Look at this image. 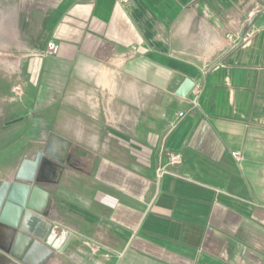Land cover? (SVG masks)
Segmentation results:
<instances>
[{
    "label": "crops",
    "instance_id": "0c3cea01",
    "mask_svg": "<svg viewBox=\"0 0 264 264\" xmlns=\"http://www.w3.org/2000/svg\"><path fill=\"white\" fill-rule=\"evenodd\" d=\"M38 2L21 44L36 152L71 142L44 185L60 245L43 264H264V0Z\"/></svg>",
    "mask_w": 264,
    "mask_h": 264
},
{
    "label": "water",
    "instance_id": "95a60500",
    "mask_svg": "<svg viewBox=\"0 0 264 264\" xmlns=\"http://www.w3.org/2000/svg\"><path fill=\"white\" fill-rule=\"evenodd\" d=\"M194 86L186 78L176 93L186 97ZM70 147L52 133L45 149L23 159L14 180L0 185V249L24 264H43L56 252L47 245L54 224L44 217L49 200L44 185L59 182Z\"/></svg>",
    "mask_w": 264,
    "mask_h": 264
},
{
    "label": "rangeland",
    "instance_id": "374dc122",
    "mask_svg": "<svg viewBox=\"0 0 264 264\" xmlns=\"http://www.w3.org/2000/svg\"><path fill=\"white\" fill-rule=\"evenodd\" d=\"M32 4L33 0H0V181L14 180L22 160L34 158L46 138L39 133L45 121L34 119L23 85L27 58L21 44L27 36L22 21L30 9L40 6Z\"/></svg>",
    "mask_w": 264,
    "mask_h": 264
},
{
    "label": "built area",
    "instance_id": "2783aa9c",
    "mask_svg": "<svg viewBox=\"0 0 264 264\" xmlns=\"http://www.w3.org/2000/svg\"><path fill=\"white\" fill-rule=\"evenodd\" d=\"M124 3H127L128 0H122ZM253 32L248 31L245 34L244 39H248L252 36ZM60 51L59 45L55 43L54 41H49L47 43L46 50L42 53L43 56H56ZM184 114L181 113L180 116H183ZM233 155L236 157V153H233ZM180 155L178 154H170L168 158V163L159 166V168L156 171V179L159 180L161 177H163L165 174H174L172 173L170 166L176 165L179 163ZM53 231V230H52ZM65 234V233H64ZM66 234L64 235V237ZM50 240L52 243H57V247L60 245L59 237H57V234L53 232L52 235H50Z\"/></svg>",
    "mask_w": 264,
    "mask_h": 264
}]
</instances>
